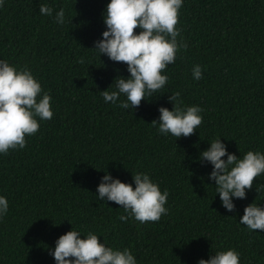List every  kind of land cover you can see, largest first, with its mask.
<instances>
[{"label": "trees", "instance_id": "1", "mask_svg": "<svg viewBox=\"0 0 264 264\" xmlns=\"http://www.w3.org/2000/svg\"><path fill=\"white\" fill-rule=\"evenodd\" d=\"M107 2L5 0L0 6V59L30 67L53 107L52 119L26 136L23 149L0 154V195L9 201L0 219V264H55L49 250L72 226L112 247H129L138 264H197L228 247L240 253L241 264H264V231L239 223L245 205L264 206V188L255 190L264 175L246 198H234L229 212L210 185L211 165L195 159L219 136L237 156L264 152V0H184L177 39L188 46L163 70L164 88L133 111L100 94L129 75L126 64L89 48L105 28ZM40 4L52 6L53 15L63 7L66 22L40 15ZM194 64L202 67L200 80L192 79ZM176 91L184 104L203 109L199 129L177 139L151 123L159 106L171 109L167 97ZM105 171L126 182L131 172H148L169 192L168 213L156 222L121 221L123 209L95 193Z\"/></svg>", "mask_w": 264, "mask_h": 264}, {"label": "clouds", "instance_id": "2", "mask_svg": "<svg viewBox=\"0 0 264 264\" xmlns=\"http://www.w3.org/2000/svg\"><path fill=\"white\" fill-rule=\"evenodd\" d=\"M5 0H0V6ZM184 0H108L103 13L105 28L101 38L94 41L99 56L106 55L114 62L126 64L128 76L115 82L111 91H100L105 103L121 109L134 110L141 103L167 84L165 70L175 62L177 54L187 48L180 36L179 10ZM53 7L39 5L42 16L52 17L58 25L66 22L65 9L60 7L53 15ZM139 28L138 32L134 29ZM79 63H84L81 57ZM192 79L200 80L203 71L200 64L192 66ZM123 96V99L120 97ZM171 109L159 106V116L151 123L161 135L188 137L199 129L203 109L198 104L186 105L179 91L167 97ZM53 117L52 97L28 66L18 67L6 59H0V154L10 149H23L27 137L33 136L40 122ZM221 136L212 139L209 146L195 158L200 164L209 163L208 179L214 181L215 194H219L221 206L233 212L234 198H246V192L254 187V179L264 175V152L252 150L237 156L228 151ZM223 157H226L224 159ZM132 173V181H122L108 171L100 178L95 193L101 201H112L123 209L120 220L133 219L140 224L156 222L168 213L165 207L169 192L161 189L157 181L145 171ZM134 185V186H133ZM264 184H255L256 192ZM215 196V195H214ZM9 210V201L0 195V219ZM239 223L247 230L264 231V206L251 202L244 206ZM94 231L84 233L71 227L58 236L49 250L55 264H138L129 247L117 248L101 241ZM197 264H241L240 253L233 247L217 249L207 259L199 258Z\"/></svg>", "mask_w": 264, "mask_h": 264}]
</instances>
